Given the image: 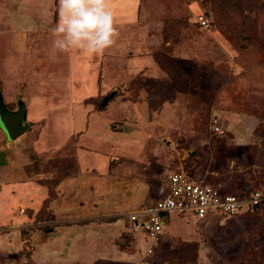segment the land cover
Returning <instances> with one entry per match:
<instances>
[{
	"label": "rangeland",
	"instance_id": "1",
	"mask_svg": "<svg viewBox=\"0 0 264 264\" xmlns=\"http://www.w3.org/2000/svg\"><path fill=\"white\" fill-rule=\"evenodd\" d=\"M109 1L113 2V0ZM117 1L120 5L123 3L122 0ZM134 1V6L130 7L133 8L132 13L128 12L130 18L122 17L118 19L119 22H114L117 29L114 44L100 55H86L76 49L65 53L50 52V49L53 50L51 29L57 21L58 0H0V40H2L0 61L2 60L3 66L6 65L7 72H12L15 68H18V72L34 69L35 77L51 75L53 89L58 85L54 72L67 71L71 66L73 72L70 74L71 82L68 83L67 72H64L66 78L62 77L65 87L63 91L70 89V93L73 94V97L70 94V99L75 103L80 101L79 98L85 97V102L92 106L96 104L97 108H101V102L105 97L112 96L113 99L116 95H125L124 91L135 86L130 81H146L154 76L155 71L162 72L165 75L162 79L165 83L160 85L159 91L162 90L160 93L166 96L165 100L171 101L174 108L164 110L172 114V119L166 121L174 123L169 128L145 127L146 130L153 129L152 137L157 136L156 134L164 135L159 142H155V146L158 147L156 152L159 158L164 156L167 161L164 166L166 173L164 172L159 178L150 174L147 177L148 181L154 180L156 183L158 180L160 183L167 173L179 170L192 176L195 181L208 184L226 183L225 185L236 194V191L240 190L238 186L243 178L239 172L240 166L243 167L253 161L254 157L260 154L256 145L264 143V0ZM200 17L207 19L208 26L205 28L200 26ZM18 32H21V37L26 40L23 49L27 48L28 62L20 60L17 66L8 64L7 54L13 56L18 45L16 41L19 38L16 34ZM32 52L36 58L34 60L33 56L31 57ZM72 58L73 65H71ZM79 58L80 61L84 58L79 64L80 67L77 61ZM149 58L153 63L149 62ZM140 61H142V69L146 67L143 71L144 76L136 75L141 69L138 63ZM81 70L82 72H79ZM0 72H3L1 68ZM191 73L193 76L189 77ZM150 79V82H153L155 76ZM128 84L130 87L127 88ZM114 91L116 93L113 94ZM66 94L64 92L62 97L65 102ZM175 95L178 99L176 101ZM120 100L119 97L115 101L116 105L108 106L110 108L107 109L104 117L107 119L118 118L117 115L131 117V110ZM8 108L13 111L17 109L15 103H10ZM49 110L43 108L44 117L39 115L38 109L30 110V114L37 117V122L29 121V129L22 134H30L28 142L34 140L36 132L31 131L42 127ZM139 110L142 116H148L151 111L150 108L147 110L139 108ZM51 111L56 115L67 112L65 109ZM127 121L131 123L134 119ZM62 123H66V120H62ZM118 125L120 130L123 122ZM215 127H218L222 133L215 131ZM139 129L140 127L137 126L136 130ZM22 135L13 141L7 140L10 152L13 151L12 148H16L14 144ZM47 138L46 141L52 144L54 140ZM83 139L87 138L81 140ZM148 143L150 148V142ZM64 145H59L57 149L65 151ZM84 145L88 146L90 143L86 140ZM216 145L222 147L216 149ZM211 148L214 149L213 152ZM192 150L194 155L191 153ZM31 157L33 165L22 166L27 178L33 177L34 171L45 172L48 168L43 159H39L40 163L37 164L34 160L35 155ZM69 164L70 167L73 166L72 163ZM150 166L153 167V164H148L143 170L149 171ZM229 170L234 172L226 174ZM152 171H156V168ZM62 174L59 167L58 173L55 174L56 178L46 183L52 194L59 181V175ZM146 176L147 174L144 173L145 178ZM233 186L237 189H233ZM249 186L248 191L254 190L251 187L256 185ZM225 192L231 191L225 189ZM7 194L5 189L1 190L0 199L8 198ZM24 200V202L30 201L29 192L26 193ZM14 207L15 205L11 206ZM38 207L39 205H35V209L27 211L24 220L19 223L13 225L0 223V264H33V261L35 264L37 258L40 260L43 258L44 248L40 247L48 243L49 239L46 238L47 235L43 237L37 231L47 234V229L54 228L55 224L51 220V215L45 212L36 217ZM248 208L247 204L242 205L239 214L245 213ZM185 216L181 220L174 216L170 217L167 223L170 232L168 234L181 236L189 235L196 229L201 232L208 229L212 237V233L215 236L216 230H229L234 227L239 230L249 229L237 223L231 224L236 222L232 217H227L232 219L224 222L225 219H222L218 212L209 213V216L216 220H207V224L202 220L198 222L197 228L189 215ZM66 218L68 217H63ZM219 218L221 220L217 225L216 221ZM69 222L71 221L64 223ZM120 222L124 224L122 219ZM119 226L120 235L112 244L113 248L116 246L117 254L112 259V263L109 262L110 264H162L163 262L196 264V248L191 246L192 243L188 244L189 247L178 244L175 250L168 248L160 250L156 245L153 250L157 251L147 255L146 251L151 241L141 233H132L129 229L130 225L126 223ZM165 227L166 224L164 231ZM23 230L28 233L26 239L20 238V232ZM241 232H237L230 239H234L235 242L241 241L244 239L242 236L244 231ZM225 239L229 240L227 236ZM251 239L256 240V245L262 238L251 237ZM32 244L40 248L37 250L39 252H33ZM212 244L213 249L210 250L207 245L208 250L201 255V259L207 264H264V254L261 258H257L259 255L257 256L254 244L234 245L235 252L232 255H229V251H224V247L230 244L220 241ZM167 246H170V243ZM79 255L75 253V258ZM62 259L65 262L61 264H74L69 257ZM95 264H104V262Z\"/></svg>",
	"mask_w": 264,
	"mask_h": 264
},
{
	"label": "crops",
	"instance_id": "2",
	"mask_svg": "<svg viewBox=\"0 0 264 264\" xmlns=\"http://www.w3.org/2000/svg\"><path fill=\"white\" fill-rule=\"evenodd\" d=\"M106 2L113 13L114 22H119L118 19L122 17L124 19L130 18L133 10L130 7L135 4L134 0H122L121 5L117 0V3L115 0H113L114 3L109 0H106ZM21 32L23 33V31ZM21 32L16 33L19 38L16 40L18 45L13 52V56L7 54L9 57L7 58L8 64L10 65L18 66L20 60L28 62L27 48L23 49L26 40L21 37ZM50 52L56 53L52 49H50ZM32 56L33 60L36 59L33 52ZM149 60L150 63H153L150 58ZM1 61L0 68L3 72H0V94L7 108L10 103L17 105L18 101L23 102L25 105L23 122L28 125L27 130L29 129V121L37 122V117L30 114L31 109H38L39 115L42 117H44L43 108L50 110L42 127L31 131L36 132L34 140L27 141L30 138L29 133L22 135L23 138L20 137L17 140L14 144L16 148H12V152L8 150L9 142L0 129V191L5 189L8 192V198L0 199V223L6 222L12 223V225L19 223V221L24 220L27 211L35 209V205H39L37 213L45 206L46 210L51 213V220L54 221L55 227L47 229V234L37 231L43 237L47 235L46 238L49 239V242L40 247L44 248L42 249L44 255L41 260L37 258L35 264H61V262H65L62 258L67 259L68 257L74 264L112 263V259L117 254L116 246L113 248L112 244L116 237L120 235L118 232L121 229L119 225L125 223L128 225L126 215L129 212L152 204L159 197L165 184L166 177L160 183L158 180L156 183L154 180L149 182L147 178L150 174H152V177L159 178L164 172L166 173V169H164L167 162L164 159L166 157L159 158L156 152L158 147L155 146L164 135L156 134L157 136L152 137L153 129L152 131L145 129V127L154 128L155 126L169 128L174 123L166 121L172 119V114L164 111L174 109L173 104L169 99L165 100L166 96L160 93L162 90L159 91L160 85L165 83L162 80L165 75L160 71H155L153 82H150V78L154 76L146 81L132 80L130 82L135 86L124 91L125 95H116L113 99L112 96L105 97L104 99H107V101L104 102L103 100L101 108H97L98 105L96 107V104L92 106L90 103L85 102V97L79 98L80 101L75 103L70 99V89L63 91L65 87L63 86L62 77H65L64 72H67L68 83L71 82L70 74L73 73L71 72V66L67 71L54 72L56 73V84L58 85L57 88L53 89L51 75L42 78L35 77L36 71L34 69L31 71L27 69V72H18V68H15L12 72H7L6 65L3 66ZM69 61L70 58L68 57ZM71 61V65H73V58ZM77 61L79 66L84 58L81 61L79 58ZM138 63L141 69L136 75L141 74V76H144L143 71L146 67L142 69V61ZM2 68H5V70ZM30 68L32 69V65ZM79 72H82V70ZM192 76L191 73L189 77ZM49 80L51 82L48 83ZM128 87H130L129 84ZM64 92L67 93L66 102L62 100ZM114 93L116 92L114 91ZM71 96L73 97V94ZM116 97H120V101L127 104L132 112L131 117L122 115L110 119L104 117L107 109L110 108L108 106L116 105ZM175 97V101L178 100L176 95ZM75 101H77L76 98ZM139 108L145 110L150 108L151 111L148 116H142L139 113L141 112ZM61 109H65L67 112L56 115L55 112L51 111ZM64 119L66 123H62ZM128 119H134V121L128 123ZM120 122H123V125L119 130L120 126L118 124ZM137 126L140 127L138 131L136 130ZM47 137L54 140L52 144L46 141ZM82 138L87 139L81 140ZM86 140L90 145H84ZM148 142H150V148ZM62 144L65 151L57 149ZM220 147L222 145L215 146L216 149ZM256 148L260 151V154L255 155V159L249 164H245L243 167L240 166L239 172L243 175L238 186L240 190H248L251 184L256 185L251 187L254 189L264 188V143H259ZM204 151H206L205 148ZM206 152L208 153V151ZM191 153L194 155L193 150ZM34 155L37 164L40 163L39 159H43L48 168L45 172L42 170L34 171L35 175L27 178L23 171L25 169L22 166L33 165L34 162L31 156ZM60 156L63 158H60ZM56 157L59 159H56ZM69 163H72L73 166L70 167ZM150 163L153 164V167L150 166L149 171L143 170ZM59 167H61V173L63 174L59 175V181L56 183L53 189V197H51L49 185L46 183H50L52 178H56L55 174L58 173ZM153 168H156V171L153 172ZM231 168L233 169V167ZM234 170L226 171V174H230ZM144 173L147 174L146 178ZM154 184H156L155 187ZM225 184V189L233 191ZM20 188L25 192L21 191ZM235 188L236 186H233V189ZM27 192H29L30 201L24 202ZM12 205H15V207L11 208ZM37 213L35 216H37ZM185 215H189V218L196 224V228L198 222L202 220L207 224V220L215 219L209 214L206 218L197 220L188 213H170L165 221L166 230L163 231L157 243L160 250L165 248L175 250L178 244L189 247L188 244L192 243L191 246L196 248V264H207L201 259V255L206 252L205 250H208L207 245L212 250V243L215 244V242L220 241L230 244L224 247V251H229V255H232L235 252L234 245H246L248 243L249 245H255L256 240H252L251 237H257L262 238L255 245L257 256L259 255L257 258H261V255L264 254V230L262 231V228L264 229V205L245 210V213L232 217L236 219V222H231V224L237 223L249 229L239 230L234 227L229 230H216L215 236L212 233V237L210 232L208 233V229L203 232L196 229L189 235L168 234L170 232L167 223L171 219L170 217L174 216L181 220L186 217ZM63 217H68L66 218L68 220L63 219ZM118 217H121L124 224H120L121 219H118ZM221 218L225 219L224 222L232 219L223 216ZM219 220L221 219L219 218L216 221L217 225H219ZM65 221L71 222L65 224ZM238 230L240 233H242V230L244 231L242 234L244 239L235 242L234 239L230 238L234 237L239 232ZM226 236L229 240L225 239ZM111 239L112 241H110ZM168 243H170V246H167ZM32 247L33 252H39L37 251L40 249L39 247L34 244H32ZM155 251L153 250V252ZM75 253L80 255L75 258ZM90 253L92 255H89ZM30 261L32 262L31 259ZM162 264L167 263L163 262Z\"/></svg>",
	"mask_w": 264,
	"mask_h": 264
},
{
	"label": "built area",
	"instance_id": "3",
	"mask_svg": "<svg viewBox=\"0 0 264 264\" xmlns=\"http://www.w3.org/2000/svg\"><path fill=\"white\" fill-rule=\"evenodd\" d=\"M200 26H208L206 18H199ZM215 131H222L215 127ZM225 192L223 183L214 184L195 181L184 171L174 170L166 174L164 187L159 197L150 205L143 206L126 215L132 233H141L151 241L146 254L150 255L164 231L166 217L170 213L190 214L202 220L210 212H218L223 217L239 214L242 205L248 210L264 205V188Z\"/></svg>",
	"mask_w": 264,
	"mask_h": 264
},
{
	"label": "clouds",
	"instance_id": "4",
	"mask_svg": "<svg viewBox=\"0 0 264 264\" xmlns=\"http://www.w3.org/2000/svg\"><path fill=\"white\" fill-rule=\"evenodd\" d=\"M52 33V48L65 53L73 49L100 55L117 36L113 13L106 0H58V16Z\"/></svg>",
	"mask_w": 264,
	"mask_h": 264
},
{
	"label": "water",
	"instance_id": "5",
	"mask_svg": "<svg viewBox=\"0 0 264 264\" xmlns=\"http://www.w3.org/2000/svg\"><path fill=\"white\" fill-rule=\"evenodd\" d=\"M107 99L104 100V102ZM16 110H9L0 94V129L4 132L7 140L13 141L26 132L28 125L23 122L25 105L17 102Z\"/></svg>",
	"mask_w": 264,
	"mask_h": 264
},
{
	"label": "trees",
	"instance_id": "6",
	"mask_svg": "<svg viewBox=\"0 0 264 264\" xmlns=\"http://www.w3.org/2000/svg\"><path fill=\"white\" fill-rule=\"evenodd\" d=\"M189 176H190V175H189ZM191 177H192V176H191ZM49 189H50V188H49ZM49 191H50V190H49ZM52 195H53V194H52V192L50 191V196L52 197ZM43 209H44V210H43ZM43 209L40 210V211L37 213V216H36V217H39V216L42 214V212H43V213L45 212L46 214L51 215V213H50L49 211L46 210V207H45V206L43 207ZM29 233H30V232H29ZM27 234H28V233H27L26 231H24V230L21 231V232H20V238H21V239H26V238H27V237H26ZM29 252H30V250H29ZM177 253H178V252H177ZM177 253H176V254H177ZM179 253H180V252H179ZM176 254H175V255H176Z\"/></svg>",
	"mask_w": 264,
	"mask_h": 264
}]
</instances>
